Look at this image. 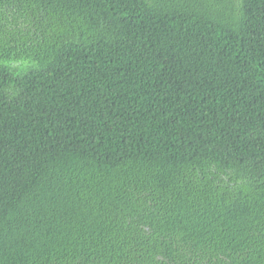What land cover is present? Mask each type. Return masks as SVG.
<instances>
[{"label":"trees","instance_id":"trees-1","mask_svg":"<svg viewBox=\"0 0 264 264\" xmlns=\"http://www.w3.org/2000/svg\"><path fill=\"white\" fill-rule=\"evenodd\" d=\"M0 264H264V0H0Z\"/></svg>","mask_w":264,"mask_h":264}]
</instances>
